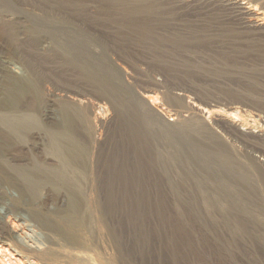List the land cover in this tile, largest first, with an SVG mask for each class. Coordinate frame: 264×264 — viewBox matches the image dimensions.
<instances>
[{"label": "rangeland", "instance_id": "374dc122", "mask_svg": "<svg viewBox=\"0 0 264 264\" xmlns=\"http://www.w3.org/2000/svg\"><path fill=\"white\" fill-rule=\"evenodd\" d=\"M0 243L264 264V0H0Z\"/></svg>", "mask_w": 264, "mask_h": 264}, {"label": "bare ground", "instance_id": "6f19581e", "mask_svg": "<svg viewBox=\"0 0 264 264\" xmlns=\"http://www.w3.org/2000/svg\"><path fill=\"white\" fill-rule=\"evenodd\" d=\"M18 96V95H17ZM13 97V96H12ZM150 102H152V100H150ZM58 177H60V178H62V176L61 175H59ZM1 244V243H0ZM4 246V245H3ZM1 247H2V245H1ZM7 247V246H6ZM9 248V247H8ZM10 250V249H9ZM9 250H7L6 248H3V249H1L0 248V264H11V261L12 260H10V258L12 257L13 259H15L16 260V262L18 263V264H30L28 261H19V258H22V256H20L19 254H17V252L14 254V253H10V256H9ZM16 257H18V259L16 258ZM23 258H25V257H23ZM13 262V261H12ZM24 262V263H23ZM15 263V262H14ZM31 264H35L34 262H32L31 261ZM39 264V263H38Z\"/></svg>", "mask_w": 264, "mask_h": 264}, {"label": "built area", "instance_id": "2783aa9c", "mask_svg": "<svg viewBox=\"0 0 264 264\" xmlns=\"http://www.w3.org/2000/svg\"><path fill=\"white\" fill-rule=\"evenodd\" d=\"M101 110H102V108L101 107H98V111H101ZM0 248L3 249V247H1V245H0Z\"/></svg>", "mask_w": 264, "mask_h": 264}]
</instances>
